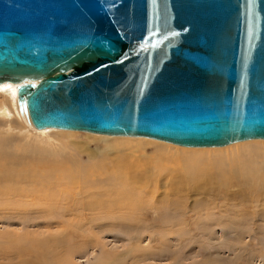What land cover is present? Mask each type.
Instances as JSON below:
<instances>
[{"label":"water","instance_id":"obj_1","mask_svg":"<svg viewBox=\"0 0 264 264\" xmlns=\"http://www.w3.org/2000/svg\"><path fill=\"white\" fill-rule=\"evenodd\" d=\"M38 128L264 138V0H0V81Z\"/></svg>","mask_w":264,"mask_h":264},{"label":"rangeland","instance_id":"obj_2","mask_svg":"<svg viewBox=\"0 0 264 264\" xmlns=\"http://www.w3.org/2000/svg\"><path fill=\"white\" fill-rule=\"evenodd\" d=\"M14 98L11 88L0 92V151L5 152L0 162L17 174L9 181L0 173V264H264V138L187 147L148 136L39 130ZM122 137L159 141L173 149L134 140L119 143ZM251 143L263 146L237 155L236 147ZM218 150L224 155L180 156ZM238 156L251 167L246 171L241 165L232 175L230 161ZM215 160L229 171L224 170L223 179L209 177ZM69 171L104 178L95 191L108 196L131 183L141 205L117 208L105 194L81 196L77 187L66 194L60 186L48 205L22 193L38 186L34 175L53 174L55 181L69 178ZM200 173L202 183L187 187L186 181L199 180Z\"/></svg>","mask_w":264,"mask_h":264},{"label":"bare ground","instance_id":"obj_3","mask_svg":"<svg viewBox=\"0 0 264 264\" xmlns=\"http://www.w3.org/2000/svg\"><path fill=\"white\" fill-rule=\"evenodd\" d=\"M7 88H11L12 90H13V96L15 97L14 99H16V101H18L17 100V98H18V95H17V83L16 82H13V81H11V80H5V81H0V92H2V91H4V90H7ZM9 92V91H8ZM20 110V109H19ZM21 112V111H20ZM22 113V112H21ZM22 115L23 116H26L27 117V119H29V117H28V115L27 114H25V113H22ZM49 128H54V127H48V128H42V129H39V130H43V129H49ZM38 129V128H37ZM56 129H60V128H56ZM63 130H71V129H63ZM48 131V130H47ZM98 135V134H97ZM119 136H125V135H119ZM132 137H139V136H132ZM153 138V137H152ZM157 139V138H156ZM254 139H259V138H254ZM133 138H131V139H128L127 137H122V140L119 142V143H124V142H126V141H128V142H134V141H137V142H140V143H147V142H149V143H151V144H154L155 146H156V148H158V149H161V148H168V149H173V148H171V147H169V146H166V144H164V143H161V142H157V141H152V140H149V139H140V138H138V139H136V140H134ZM158 140H160V139H158ZM163 140V139H162ZM245 140H247V139H245ZM245 140H239V141H235L234 143H236V142H240V141H245ZM248 140H251V139H248ZM164 141V140H163ZM177 144V143H176ZM181 145V144H180ZM258 145H261V146H263V144H255V143H251V144H244V145H241V146H238V147H236L235 149V151H236V153H238L237 155H239L240 156V154H242L243 152H245L246 150H250L251 151V153L253 152V151H256V150H258V148H260V146H258ZM181 146H187V147H198V146H188V145H181ZM173 147V146H172ZM212 147H215V146H212ZM218 147H220V146H218ZM174 149H176L175 147H174ZM162 150H164V149H162ZM162 150H160V151H162ZM179 151V150H178ZM235 151H233V152H235ZM223 151H215V152H210V153H208V154H205L204 152H202V151H197V152H189V153H187V152H180L181 153V155L180 156H182V158H191V159H194V158H202L203 156L204 157H207L206 155H212V156H215V155H220V154H223L222 153ZM226 154V153H225ZM4 155H5V152L4 151H0V159H2L1 157H4ZM224 155V154H223ZM11 156V155H10ZM221 156V155H220ZM238 156V157H239ZM213 158V157H212ZM231 158V157H230ZM185 159V160H186ZM202 159H204V158H202ZM201 159V160H202ZM216 159H217V157H216ZM219 159V158H218ZM239 160L236 162H234V160H233V163L230 161V165H231V169H230V171H232V175H236L237 173H238V169H239V167L241 166V165H243V167H244V170H246V171H248L250 168L249 167H251L249 164H248V162L245 160V161H240V157L238 158ZM184 160V159H183ZM183 160H181V161H183ZM188 160V159H187ZM198 160V159H197ZM212 161H214V160H212ZM216 161V160H215ZM3 162H5V160L3 161ZM20 162V161H19ZM218 161H216V164L214 165V163H213V166H214V168L211 170L212 172H210L211 173V176H209L212 180H215V178L214 177H216V175H218L219 177H220V179H223L224 178V170L225 171H227V173L229 174V171L227 170V169H225V168H223V167H221L222 169H220V168H218V163H217ZM1 163V162H0ZM6 163V162H5ZM186 163V162H185ZM209 163V162H208ZM211 164H212V162H210ZM209 163V164H210ZM221 163V162H220ZM229 163V162H228ZM241 163V164H240ZM18 164H20V163H18ZM40 164V163H39ZM187 164H189L188 162L186 163V165ZM185 165V164H184ZM217 165V166H216ZM13 166V165H12ZM21 166V165H20ZM24 166V165H23ZM22 166V167H23ZM29 166V165H28ZM40 166V165H39ZM188 166V165H187ZM191 166V165H190ZM190 166H188L189 168L188 169H190ZM193 166V165H192ZM200 166H202V165H200ZM30 168L32 167V166H29ZM34 167V166H33ZM33 167H32V170H33ZM193 170L195 169V168H193V167H191ZM198 168V167H197ZM15 169V168H14ZM14 169L10 166H8V164L6 165V164H3V163H1L0 164V173H2L4 176H6L7 177V179L9 178V181H10V179H14L15 177L14 176H16V175H14L15 174V171H14ZM25 169V168H24ZM38 169V168H37ZM54 169V168H53ZM199 169V168H198ZM21 170V169H20ZM27 170H28V167H27ZM32 170H30L29 169V171H30V173H31V171ZM124 170V169H123ZM191 170V169H190ZM201 170V169H200ZM124 171H126V170H124ZM188 171V170H187ZM34 172H36V171H34ZM74 172V171H73ZM45 173H47L46 171H45ZM45 173H43V175L41 176V175H39V176H41L40 178H38L39 176H35L34 175V177L38 180V182H37V184H38V186L37 187H34L33 188V186H32V189H29V190H27V191H23L22 193L23 194H25L26 196H30V198L31 197H34V198H41V199H43V200H46V202H47V200H54V198L53 197H56V193H58L57 192V189L60 187V186H64V192H66V194H72V193H74V190L76 189V187H77V192L78 193H80V195L82 196V195H84V196H88V195H96L97 197L98 196H101L102 194H105V199H107V200H109V201H111L112 202V204H114V205H116V207H117V205H119V206H122L121 208L123 209V206L125 205V207H127V209H128V207L130 208H134V209H136V208H138L141 204H140V202H141V196H139L138 194H137V190H135L134 188L136 187L135 185V187L133 186V187H131L132 185H131V183L130 184H123L122 182H121V180L119 179V181L124 185L123 186V188H120L121 186L119 185V188L120 189H115V191L113 192V195H111V196H108V195H106V193H102L101 194V192L100 191H95V190H99L100 189V185H99V183H102V181H100L101 179H102V177L101 178H99V181H98V178L96 179V177H94V176H92V177H90L91 176V174H85L84 175V177L82 176V177H78V175H75V173L74 174H72V175H70L72 172H70L69 171V174L68 175H70L69 176V178H68V176H67V178L69 179V181H68V179L67 178H61V180H51V178H53V177H51V176H53V174L50 176V175H46ZM49 173H50V171H49ZM120 173V172H119ZM118 173V174H119ZM244 173V171L242 172V174ZM32 174V173H31ZM34 174V173H33ZM36 174H37V172H36ZM62 174H64L63 172H62ZM128 174V173H127ZM195 174V173H194ZM216 174V175H215ZM14 175V176H13ZM60 175V174H59ZM93 175V174H92ZM117 175V174H116ZM200 176H198V178H199V180L198 179H196V180H193V182L192 183H190L191 182V180L189 179V180H187L186 178V183H187V187H189L190 185L192 186L191 188H193L194 187V185L196 186V184L197 183H199V184H201L202 183V173H200L199 174ZM212 175L214 176V177H212ZM19 177H21L20 179H24L23 178V174L22 175H18ZM30 176V175H29ZM118 176V175H117ZM122 176V175H121ZM120 176V177H121ZM195 176V175H194ZM97 177H99V175L97 176ZM123 177H124V175H123ZM125 177H126V174H125ZM186 177V176H185ZM195 177H197V176H195ZM18 178V177H17ZM133 178H135V177H133ZM19 179V178H18ZM56 179H58V178H56ZM124 180H125V178H123ZM128 179V178H127ZM180 179H182V177L180 178ZM180 179H179V181H180ZM185 179H182V181L181 182H184L185 181ZM193 179V178H192ZM35 180V179H34ZM63 180H67L68 182L65 184L64 182H62ZM102 180H104V178L102 179ZM19 181V180H18ZM128 181V180H127ZM178 181V182H179ZM250 181V180H249ZM20 182V181H19ZM23 182V181H22ZM196 182V183H195ZM213 182V181H212ZM221 182V181H220ZM33 183V182H32ZM32 183H30L31 185H32ZM121 183H119V184H121ZM127 183V182H126ZM133 183V182H132ZM225 183H226V181H225ZM36 184V185H37ZM7 186V185H6ZM10 187V186H9ZM9 187H7V188H9ZM17 187V186H16ZM19 187V186H18ZM6 188V189H7ZM63 188V187H62ZM114 188V187H113ZM137 188V187H136ZM4 189V188H3ZM5 189V190H6ZM9 190V189H8ZM60 190V189H59ZM58 190V191H59ZM62 190V189H61ZM105 190V189H104ZM139 190H141V189H139ZM1 191V190H0ZM63 191V190H62ZM10 192V191H9ZM14 192V191H13ZM1 193V192H0ZM111 193V192H110ZM9 194V193H8ZM11 194V193H10ZM4 195V194H3ZM18 195V194H17ZM19 196V195H18ZM59 196V195H58ZM103 196V195H102ZM15 197H17V196H15ZM20 197V196H19ZM44 197L45 198H47V199H44ZM48 197H50V198H48ZM25 198V197H24ZM28 198V197H27ZM29 198V199H30ZM32 199V198H31ZM37 199V200H38ZM40 199V200H41ZM58 199V198H57ZM81 199V198H80ZM89 199V198H88ZM141 199V200H140ZM33 200V199H32ZM85 200H86V198H85ZM100 200V199H99ZM102 200V199H101ZM30 201V200H29ZM42 202H44L45 203V201H42ZM42 202H40L41 204H42ZM51 202V201H50ZM81 202H82V200H81ZM59 203V202H58ZM47 205H48V202L46 203ZM46 204H43V205H46ZM103 204H104V202H103ZM106 204V203H105ZM107 204H109V203H107ZM54 205V204H53ZM82 205V204H81ZM79 206V205H78ZM106 206H108V205H106ZM80 207V206H79ZM91 207H93V206H91ZM114 207V206H113ZM116 207H114L115 209H117ZM77 208V207H76ZM119 209H120V207H119ZM124 209H126V208H124ZM87 210V209H86ZM110 210V209H109ZM110 212H111V210H110ZM97 213V212H96ZM104 214V213H103Z\"/></svg>","mask_w":264,"mask_h":264}]
</instances>
